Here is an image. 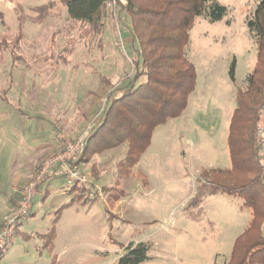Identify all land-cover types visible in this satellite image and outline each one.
<instances>
[{
    "label": "rangeland",
    "instance_id": "rangeland-1",
    "mask_svg": "<svg viewBox=\"0 0 264 264\" xmlns=\"http://www.w3.org/2000/svg\"><path fill=\"white\" fill-rule=\"evenodd\" d=\"M48 1L0 0V37L21 40L15 52L19 59L9 51L0 59L2 225L19 206L23 187L62 153L58 136L74 140L88 131L107 94L133 75L132 36L123 30L120 40L113 17L96 38L82 36L59 4L44 22L19 25L18 16H35L29 7ZM216 2L226 8L223 18L211 22L199 17L190 31L186 54L196 67L197 84L184 114L156 128L151 146L127 176L118 168L125 157L122 145L80 165L101 196L78 197L65 206L77 193H70L63 179L51 182L46 200L38 198L41 186L33 215L21 228L33 237H13L0 264H117L129 244L141 242L152 246L142 264L229 262L252 209L244 207L243 199L221 194L204 200L199 221L186 207L202 171L231 167L229 126L237 90L247 87L257 61L248 22L259 0ZM12 195L16 203L9 210ZM62 206L61 221L53 226ZM54 227L60 239L53 250L47 247L48 235H40Z\"/></svg>",
    "mask_w": 264,
    "mask_h": 264
},
{
    "label": "trees",
    "instance_id": "trees-1",
    "mask_svg": "<svg viewBox=\"0 0 264 264\" xmlns=\"http://www.w3.org/2000/svg\"><path fill=\"white\" fill-rule=\"evenodd\" d=\"M108 1H48L29 7L35 16H18L19 25L22 27L26 21L44 22L59 4L65 7L73 26L81 29L82 36L96 38L104 33L106 23L112 19ZM7 2L11 4L13 0ZM127 2L123 13L125 26L132 36L133 75L107 94L105 106L89 128L85 151L77 161L79 165L88 164L93 156L122 145L126 149L125 157L118 168L125 176L151 146L156 128L180 118L187 110L189 97L196 88L197 70L189 61L186 48L197 18L216 22L226 14V8L216 0ZM14 10L19 9L14 7ZM248 27L257 42L258 53L247 87L236 93L228 136L231 167L202 171L199 186L186 207L188 215L199 221L204 200L221 194L243 199L244 207L252 209V219L236 238L227 264H264V158L260 153L264 138L258 136V128L264 121V0H259ZM16 37L7 34L0 37V59L7 51L14 59L20 58L15 52L21 40ZM234 68L235 64L231 67L232 77ZM95 185L67 186L70 193H77L71 203L78 197L84 199L90 193L95 194ZM46 235L47 247L52 249L57 237L55 227L40 236ZM151 248L148 242L131 243L117 264H142L149 259ZM5 253L6 249L0 252V260Z\"/></svg>",
    "mask_w": 264,
    "mask_h": 264
},
{
    "label": "built area",
    "instance_id": "built-area-1",
    "mask_svg": "<svg viewBox=\"0 0 264 264\" xmlns=\"http://www.w3.org/2000/svg\"><path fill=\"white\" fill-rule=\"evenodd\" d=\"M128 6L127 0H109L107 9L111 16L119 23L118 37L122 40V31L127 30L125 26L126 17L123 9ZM121 25V27H120ZM123 25V26H122ZM89 130L85 131L74 140L59 135L58 138L63 142V150L60 155L53 158L40 172L36 179L23 187L19 206L5 217L2 228L0 229V252L7 248L12 241L17 230L27 221L32 211L34 198L39 194V188L46 186L57 178L64 180L66 186L93 184L91 177L87 175L77 161L85 151L86 139ZM258 136L264 138V121L258 128ZM264 146L260 153L263 154ZM264 158V156H262ZM96 195L90 193L85 198L94 199L99 197L101 189L95 185ZM264 228V224H263Z\"/></svg>",
    "mask_w": 264,
    "mask_h": 264
},
{
    "label": "crops",
    "instance_id": "crops-1",
    "mask_svg": "<svg viewBox=\"0 0 264 264\" xmlns=\"http://www.w3.org/2000/svg\"><path fill=\"white\" fill-rule=\"evenodd\" d=\"M50 1H54V0H50ZM65 8V7H64ZM175 120V119H174ZM47 141V140H46ZM46 141H41V144L42 145H44V144H46ZM58 179H61V178H57V179H55L54 180V182H57L58 181ZM53 182V183H54ZM53 183H51L49 186H44L43 188H41V191H40V193H41V195L38 197L39 199H41V200H46L47 198H48V196H49V191H50V188L51 187H53ZM15 195L13 196H11L10 197V199L8 200V204H7V207L6 208H8L9 210L11 209V208H13L14 206H15V203H16V200H15ZM72 201V200H71ZM74 203H76V202H73V203H67L65 206H72V205H74ZM64 206V207H65ZM63 206L61 207V208H59L57 211H55V217H54V219H53V221H52V223H53V226H54V224H55V226H58L57 224H59V222L61 221V216H60V213H61V210H62V208H64ZM76 214L78 213V210H76V212H75ZM33 215V209H32V212H31V215H30V217ZM29 217V218H30ZM29 218L27 219V221L26 222H28V220H29ZM57 219V220H56ZM25 222V223H26ZM25 223L22 225V227L21 228H23V226L25 225ZM0 225H1V221H0ZM19 229V230H17L16 231V233H15V236H14V238L17 236V235H21L24 239H26L27 237L26 236H30L29 234H27V233H23L21 230L22 229ZM58 232H57V237H56V239H55V242H54V245H53V250L54 249H56V247H57V243H58V241H59V239H60V232H59V228H58V230H57ZM31 236H33V235H31ZM13 238V239H14ZM32 238V237H31ZM13 239H12V241H13ZM11 241V242H12ZM11 242H10V244H11ZM9 244V245H10ZM8 245V246H9ZM8 248V247H7ZM7 248H6V250H7ZM7 254V252L5 253V255ZM4 255V256H5ZM3 256V257H4ZM51 264H53V263H51Z\"/></svg>",
    "mask_w": 264,
    "mask_h": 264
}]
</instances>
